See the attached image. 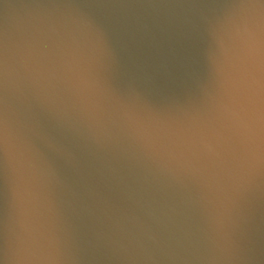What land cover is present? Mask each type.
I'll list each match as a JSON object with an SVG mask.
<instances>
[{
  "label": "water",
  "instance_id": "95a60500",
  "mask_svg": "<svg viewBox=\"0 0 264 264\" xmlns=\"http://www.w3.org/2000/svg\"><path fill=\"white\" fill-rule=\"evenodd\" d=\"M0 264H264V0H0Z\"/></svg>",
  "mask_w": 264,
  "mask_h": 264
}]
</instances>
